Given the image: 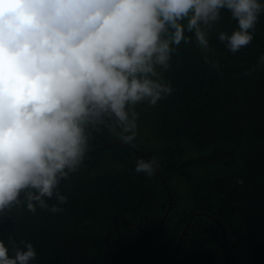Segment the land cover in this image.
I'll use <instances>...</instances> for the list:
<instances>
[{"label":"trees","instance_id":"1","mask_svg":"<svg viewBox=\"0 0 264 264\" xmlns=\"http://www.w3.org/2000/svg\"><path fill=\"white\" fill-rule=\"evenodd\" d=\"M235 30L221 9L208 34L219 71L186 33L162 72L174 92L129 106L138 113L132 143L114 118L88 126L82 163L58 184L62 211H28L30 189L0 212L9 255L25 241L37 252L30 264H264V13L233 54L219 33ZM152 157L154 175L135 172L137 159Z\"/></svg>","mask_w":264,"mask_h":264},{"label":"clouds","instance_id":"2","mask_svg":"<svg viewBox=\"0 0 264 264\" xmlns=\"http://www.w3.org/2000/svg\"><path fill=\"white\" fill-rule=\"evenodd\" d=\"M221 9L238 22L231 35L219 33L235 54L255 37L260 0H0V212L30 189L28 211H62L68 197L58 184L82 163L88 126L114 118L120 138L135 141L138 113L129 106L174 92L162 72L190 42L186 33L219 71L208 34ZM159 163L139 158L135 172L151 177ZM21 243L10 256L0 240V264H30L37 252Z\"/></svg>","mask_w":264,"mask_h":264},{"label":"water","instance_id":"3","mask_svg":"<svg viewBox=\"0 0 264 264\" xmlns=\"http://www.w3.org/2000/svg\"><path fill=\"white\" fill-rule=\"evenodd\" d=\"M185 234H186V229L183 231V234H182V236L180 237L179 245H178V250H179V248H180V245L182 244V241H183V238H184Z\"/></svg>","mask_w":264,"mask_h":264}]
</instances>
